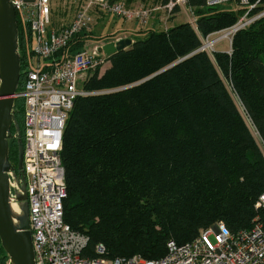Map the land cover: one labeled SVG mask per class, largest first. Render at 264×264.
I'll return each instance as SVG.
<instances>
[{"label":"trees","instance_id":"trees-1","mask_svg":"<svg viewBox=\"0 0 264 264\" xmlns=\"http://www.w3.org/2000/svg\"><path fill=\"white\" fill-rule=\"evenodd\" d=\"M233 2L239 7L188 0L194 24L148 29L110 55L102 75L97 71L84 81L93 94L76 99L61 156L68 191L64 220L89 237L86 255L96 256L103 244L109 258L159 259L171 240L184 244L220 221L236 232L264 215L255 208L264 193V151L223 78L264 141V16L234 34L231 52L214 51L213 59L200 49L203 37L233 26L248 11L254 16L264 10V0L252 9ZM18 23L20 91L30 32L19 17ZM91 34L75 35L57 57L86 48ZM110 36L102 37L116 39ZM14 108L23 133L24 112ZM18 156L17 139H11L15 167ZM8 258L0 240V264Z\"/></svg>","mask_w":264,"mask_h":264},{"label":"built area","instance_id":"built-area-1","mask_svg":"<svg viewBox=\"0 0 264 264\" xmlns=\"http://www.w3.org/2000/svg\"><path fill=\"white\" fill-rule=\"evenodd\" d=\"M59 1L12 0L17 18L30 32V56L23 71V87L16 95V98L25 99V178L19 177L17 170L10 172V195L11 201L16 203V191L23 181L26 182L36 264H264V215L260 213L250 227L236 232L220 221L184 244L171 240L167 253L159 259H146L140 255L109 258L104 256L106 248L103 244L96 246V256L85 254L89 237L73 230L64 220L68 191L61 156L63 133L76 99L93 94L83 87L84 81L90 73L104 67L110 61V55L102 50L105 43L86 47L66 57H57V54L75 35L93 32L96 14H115L128 22L146 23L157 9H165L168 13H172L175 6L193 10L188 6V0H170L152 8L143 4L129 6L123 0H77L74 17L61 23ZM229 1L233 0H206V4L215 6ZM238 1L240 7L249 6L250 9L260 2ZM249 16L248 11L236 24L226 28L223 35L229 34L233 38L245 25L263 17L264 10L251 16L254 18ZM209 37L200 48L208 53ZM241 111L252 124L243 103ZM255 208L264 210V193ZM6 264H12L9 258Z\"/></svg>","mask_w":264,"mask_h":264},{"label":"water","instance_id":"water-1","mask_svg":"<svg viewBox=\"0 0 264 264\" xmlns=\"http://www.w3.org/2000/svg\"><path fill=\"white\" fill-rule=\"evenodd\" d=\"M132 43L131 38H121L105 43L102 50L107 55H113ZM20 77L21 52L16 9L12 0H0V240L12 264H36L26 182L23 181L16 191V203L11 201L10 195V172L17 170L19 177L25 178L22 129L14 108ZM14 138L18 143L17 167L10 160V140Z\"/></svg>","mask_w":264,"mask_h":264},{"label":"rangeland","instance_id":"rangeland-1","mask_svg":"<svg viewBox=\"0 0 264 264\" xmlns=\"http://www.w3.org/2000/svg\"><path fill=\"white\" fill-rule=\"evenodd\" d=\"M123 1H126L128 3L127 0H123ZM233 1H235V0H233ZM233 1H231V2H233ZM136 2H139V4H143V5L151 7V8L157 5L155 0H136ZM231 2L229 1V2L223 3L222 5H224L228 9H234V8L239 7L238 4L236 6L234 2L233 3H231ZM131 4H132V2H131ZM131 4H129V6H132ZM139 4H135V5H139ZM58 5L60 8L59 9L60 10L59 15L61 17V23H64V22L66 23V22L70 21L72 19V17H74V15L77 11V8H78L77 0H60L58 2ZM159 11L163 12L165 17L168 16V20L166 22L167 26H170V24H171V23H169V21L172 19L171 17L177 16L179 23H180V21H183V22L193 21V22H195V19H196L193 11L182 8V7H180V10L177 12L178 13L177 15H175L174 13H168L165 9H160ZM155 12L156 11H153V15ZM96 15L97 16H96V19L94 22L93 32L90 35L92 37L86 43V45H87L86 47H90V48H93L96 45H101V43L104 44V43L113 42V40L109 41V42H105L106 37H102L103 35L104 36L105 35H109V36L112 35L108 38H111V37L117 38L118 36H122V38H132V39L144 38L145 32H147V30L150 29L149 23H150V20L153 16L152 15L146 23L140 24L139 22H132L131 23V22H128L124 19L119 20V17L115 14H109L108 13V14H96ZM249 18H254V17H251V15H250ZM245 26H248V25H245ZM132 27H135V30L131 29ZM162 27H159V29L156 27H154V28L158 29V30H160V29L163 30L164 28H162ZM137 28H139V29L136 30ZM223 30H220V31H217L215 33L210 34L209 35L210 37L209 36L203 37L202 38L203 43L207 42L208 37H209V40H212V39H215V38L222 36L223 33L226 31L225 29H223ZM96 36H100V37H102V39L103 38H105V39L96 40ZM231 36L232 35L228 36L227 38L219 40L217 43H214L213 46L208 45V49H209L210 54L211 55L213 54L212 55L213 59H214V54H215L214 51H219V50H224V51H228V52L232 51L231 50L232 49V40H231L232 38H231ZM110 65H111V62L108 61L104 67H102L101 69H99L97 71L100 73V75H102L104 73L105 69H107ZM90 75H93V73H90ZM223 78H224V80H225V82H226V84L230 90L231 95L233 96L235 102L237 103V105L241 111L242 103H241L240 97L234 91L231 81H229L228 78H226L224 76H223ZM15 101H16L15 102L16 109L19 108L21 111L24 112L25 99L23 97H18V98H16ZM241 113L244 117L245 114L242 111H241ZM244 119L247 121L256 142L262 147V149L264 151V141L260 137L257 129L245 117H244ZM206 230H208V228L201 230V232L206 231Z\"/></svg>","mask_w":264,"mask_h":264},{"label":"crops","instance_id":"crops-1","mask_svg":"<svg viewBox=\"0 0 264 264\" xmlns=\"http://www.w3.org/2000/svg\"><path fill=\"white\" fill-rule=\"evenodd\" d=\"M128 1V3L129 4H131V2H132V4L131 5H135V4H139V2H136V0H127ZM131 1V2H130ZM160 9H157V10H155L156 12L154 13V15L152 16V18H151V20H150V28H154V27H156V28H158L159 29V27H162V28H164V29H166V28H169V27H171V26H174V25H176V24H179V22H178V17L176 16V17H173V19L172 20H170L169 21V23H171L170 24V26H167L166 25V22H167V20H168V16L167 17H165V15H164V13L163 12H161V11H159ZM178 13L176 12L175 13V15H177ZM174 15V14H173ZM119 20H121V18H119ZM181 22H183V21H180V23ZM132 23V22H131ZM140 23V22H139ZM141 24V23H140ZM161 25V26H160ZM137 26V25H136ZM135 26V27H136ZM135 27H132L131 29H133V30H135ZM139 28H137L136 30H138ZM161 30V29H160ZM142 34V33H141ZM145 36H146V32H145ZM120 38H122V36H118L114 41H117L118 39H120Z\"/></svg>","mask_w":264,"mask_h":264},{"label":"bare ground","instance_id":"bare-ground-1","mask_svg":"<svg viewBox=\"0 0 264 264\" xmlns=\"http://www.w3.org/2000/svg\"><path fill=\"white\" fill-rule=\"evenodd\" d=\"M229 35L228 34H224L216 39L210 40L207 45L213 46L214 43H217L219 40L227 38Z\"/></svg>","mask_w":264,"mask_h":264},{"label":"flooded vegetation","instance_id":"flooded-vegetation-1","mask_svg":"<svg viewBox=\"0 0 264 264\" xmlns=\"http://www.w3.org/2000/svg\"><path fill=\"white\" fill-rule=\"evenodd\" d=\"M21 129H22V127H21ZM22 138H23V133H22ZM15 139V138H14Z\"/></svg>","mask_w":264,"mask_h":264}]
</instances>
